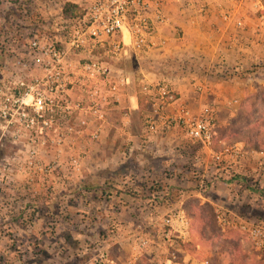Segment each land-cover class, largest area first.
<instances>
[{
  "label": "crops",
  "instance_id": "crops-1",
  "mask_svg": "<svg viewBox=\"0 0 264 264\" xmlns=\"http://www.w3.org/2000/svg\"><path fill=\"white\" fill-rule=\"evenodd\" d=\"M64 1L79 6L90 2L15 0L22 6L20 29L17 38L7 39L4 32V46L16 39L18 54L25 55V46L18 38L27 30L40 38L54 34L52 22L61 17ZM163 12L167 22L159 25L156 33L163 44L139 59L114 63L113 69H122L132 81L111 110L110 123L97 140L83 147L80 171L55 177L29 176L11 164L1 174L8 180L0 189V264L89 263L94 254H83L90 250L87 246L103 243L113 245L111 250L128 253L113 254L118 264H136L140 257L133 254V248L139 227L154 225L175 205H183L195 195L181 187L191 183L185 180L191 177L189 171L179 165L184 159L202 167L201 177L208 185L196 195L216 213L218 227L219 209L229 217L264 221V155L249 152L225 165L208 166L209 152L192 144L179 127L162 135H142L147 108H142L139 100L144 98L143 105L147 102L136 81L138 77L147 82L165 81L175 92L177 103L192 113L218 96H228L227 92L221 94L225 84L245 78L243 70L252 63L264 64V0H191L186 6L167 3ZM224 68L239 70L243 76L225 80L218 74ZM204 152L208 154L203 156ZM197 179L192 181L200 188ZM9 180L12 184L6 186ZM159 181L172 184L176 191L167 206L155 186ZM55 210L59 212L55 215L57 226L69 233L57 237L64 254H53L54 243H50L56 240L47 231ZM172 210L185 212L184 207ZM106 228L108 238L103 239ZM220 228L221 232L240 229L232 225ZM77 240L80 248L73 249L70 244ZM186 242L192 247L182 251L180 262L156 254L164 249L153 246V264L221 263L223 254L205 246L192 232ZM203 252L209 254H199Z\"/></svg>",
  "mask_w": 264,
  "mask_h": 264
},
{
  "label": "built area",
  "instance_id": "built-area-1",
  "mask_svg": "<svg viewBox=\"0 0 264 264\" xmlns=\"http://www.w3.org/2000/svg\"><path fill=\"white\" fill-rule=\"evenodd\" d=\"M190 1L90 0L81 6L80 17L56 18L51 36H33L26 54L14 55L10 70L0 72V140L16 147L2 170L12 164L17 171L41 177L80 171L83 147L97 140L110 123L111 110L132 81L122 69L115 71L114 63L139 59L159 48L163 40L156 38L157 27L167 22L163 7L167 3L186 6ZM136 81L148 105L142 135H162L179 127L218 165L249 152L264 155L242 142L214 150L216 120L211 105L192 113L177 103L165 81L147 82L140 77ZM216 218L221 227H239L264 258L263 220L229 217L225 212H218ZM188 235L185 212H169L154 225L139 227L133 254L146 256L153 264V246L164 243L167 259L176 262L183 251L180 241ZM89 261L82 264H118L107 253L94 254Z\"/></svg>",
  "mask_w": 264,
  "mask_h": 264
},
{
  "label": "rangeland",
  "instance_id": "rangeland-1",
  "mask_svg": "<svg viewBox=\"0 0 264 264\" xmlns=\"http://www.w3.org/2000/svg\"><path fill=\"white\" fill-rule=\"evenodd\" d=\"M63 0H60V2ZM21 8L22 6L19 5L15 0H11L10 2H6L5 0H0V72H6L10 70V66H8L9 61L12 59L14 55L17 57L23 56L18 54V45L16 46V39L14 43H10L7 45V47L4 46V42L8 38H17L18 37V31L20 29L19 27V15L21 14ZM28 32L24 35L20 36L18 39L21 41V44L25 46V54L27 51V46L29 43V40L33 37V34L27 30ZM4 32L7 34V39H5ZM13 42V41H12ZM4 57H6L4 59ZM4 59V60H3ZM242 73V72H241ZM243 73L245 74V78H241L239 80H236L234 82H231L229 84H225L222 88V93L227 92L229 94L228 96L222 98L220 96L217 97V100H210L209 103H206V105H211L214 109V115H215V127H214V136L216 140L224 141L227 140L233 133L239 132L243 129L249 128V127H256L258 130L264 129V64L259 63H252V66L247 68L246 70H243ZM192 144H196V142H193L190 140ZM245 144V143H244ZM198 146L201 148V146L198 144ZM245 146H247L245 144ZM247 148H249L247 146ZM16 152V147H13L9 143L0 140V189L4 187L5 181L8 179H5L3 174L5 171L2 170V167L6 161V159L10 156H12ZM203 156H206L208 153L204 152L202 153ZM208 166L218 165L216 162H214L211 158V155L208 154ZM180 166L186 168V170L189 171V179H185L190 181L191 183L184 184L182 187V190L189 191V194H195L194 196L198 198V201L200 204H205L206 201H202V198L197 196V191L204 192L205 186L208 185V180L206 178L201 177V168L202 167H196V162L186 160L184 159L183 163L179 164ZM199 168V169H198ZM6 170V169H5ZM200 170V171H199ZM169 172H173V170H169ZM197 177L199 182L201 183L200 188H198V185H195L194 177ZM192 178V179H191ZM10 183L6 184V186L12 184L13 180H9ZM160 182V181H159ZM155 186L159 193V198H162V201L166 202L164 203L165 206H167V203L174 198V193L176 191H173L174 186L166 181L155 183ZM177 187V186H176ZM181 189V188H180ZM158 194V193H157ZM176 207L171 208L166 214L169 212H173L179 207L183 208V205H175ZM210 209V208H209ZM208 208L204 209L207 213V216L209 220H211L212 224L216 228L218 227L215 219V212ZM172 210V211H171ZM75 214H78V211H74ZM218 212H223L219 209ZM217 212V213H218ZM57 212L54 211V219H52L49 222H52L48 226V233L49 236L54 237L56 242L53 240L50 244L54 243V252L53 254H64L65 248L62 246V242L57 239V237L62 234L63 238L67 237L69 233L63 232L66 230L65 227H58L56 221L58 220L55 215ZM69 215H63V217H67ZM165 216V215H163ZM162 216V217H163ZM187 216V214H186ZM161 217V218H162ZM188 217V216H187ZM161 220V219H160ZM189 224L190 219L188 217ZM75 224V223H74ZM224 229V227H221ZM220 228V229H221ZM75 230H78V228L74 227ZM109 228H106L103 231V239H107L106 236L107 230ZM2 230V229H1ZM145 230H153L155 231V228L147 227ZM41 232V231H40ZM42 232H45L42 230ZM190 232V227H189ZM239 232L243 235L244 238V246L246 254H248L249 257H255L260 264H264V258L256 249L254 248L253 244L251 243L248 235L239 229ZM58 234V235H57ZM102 236V235H101ZM77 243L70 244L73 249L80 246H77L79 244V241H76ZM186 242V241H185ZM13 248V243L9 242L7 243ZM108 244V243H107ZM107 244L103 243L101 246H87L86 253L83 254H98V253H107L110 254L111 249L113 248V245L107 246ZM24 245V244H23ZM86 245V244H85ZM88 245V244H87ZM35 246H40L39 244H35ZM42 246V245H41ZM106 246V247H105ZM25 247V246H23ZM43 247V246H42ZM159 248H165L164 243L159 246ZM39 248V247H38ZM44 248V247H43ZM42 250V248H39ZM36 254L39 252L36 251ZM112 253V252H111ZM113 254H128L125 251H117L113 250ZM156 254H167L164 253H156ZM199 254H209V253H199ZM165 256V255H164ZM19 261H23L21 258ZM82 264V263H79Z\"/></svg>",
  "mask_w": 264,
  "mask_h": 264
},
{
  "label": "trees",
  "instance_id": "trees-1",
  "mask_svg": "<svg viewBox=\"0 0 264 264\" xmlns=\"http://www.w3.org/2000/svg\"><path fill=\"white\" fill-rule=\"evenodd\" d=\"M83 10L81 6L70 1H64L61 8V17L64 19H75L82 15ZM222 78H239L243 73L234 68H224L218 72ZM226 80V79H225ZM174 97L177 98L176 94ZM144 98H140L139 102L141 107L146 109L147 104L143 105ZM245 143L249 148L264 151V129L258 130L256 127H249L239 132L233 133L231 137L224 140L220 144L213 145L214 150H219L221 147L234 144ZM183 207L187 216L190 219V232L199 238L201 243L205 246L212 247L214 250L223 254V258L220 264H260L255 257L248 258L243 250L244 238L238 230H226L221 232L216 228L211 220H209L207 213L204 209L211 208L209 204H200L198 198L193 196L185 200ZM209 209V210H210ZM180 245L183 251L191 250L190 242H181ZM112 252V253H111ZM109 256L114 257L113 250H111ZM183 254L179 253L176 262H180ZM136 264H150L146 256H141Z\"/></svg>",
  "mask_w": 264,
  "mask_h": 264
}]
</instances>
